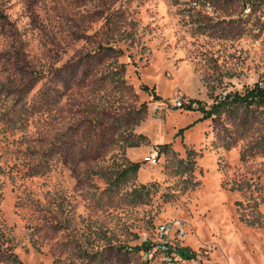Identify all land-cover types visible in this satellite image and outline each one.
I'll list each match as a JSON object with an SVG mask.
<instances>
[{
  "label": "rangeland",
  "instance_id": "374dc122",
  "mask_svg": "<svg viewBox=\"0 0 264 264\" xmlns=\"http://www.w3.org/2000/svg\"><path fill=\"white\" fill-rule=\"evenodd\" d=\"M246 1L0 0V264H166L143 251L168 221L180 264H264Z\"/></svg>",
  "mask_w": 264,
  "mask_h": 264
},
{
  "label": "built area",
  "instance_id": "2783aa9c",
  "mask_svg": "<svg viewBox=\"0 0 264 264\" xmlns=\"http://www.w3.org/2000/svg\"><path fill=\"white\" fill-rule=\"evenodd\" d=\"M264 0H247L243 13L245 17H250L255 15L256 17L264 18ZM261 86H264L263 82H260ZM185 102L178 100L176 106L184 107ZM189 104V103H188ZM158 158L154 154L147 155L144 157V161L155 164ZM186 237V232L181 226L174 221H168L165 223H160L155 232V237L151 241H147V247L144 249L143 254L147 257L153 253L152 251H158L162 254L163 259L166 264H180V262L187 261V257L182 254V249H184V239Z\"/></svg>",
  "mask_w": 264,
  "mask_h": 264
},
{
  "label": "trees",
  "instance_id": "16d2710c",
  "mask_svg": "<svg viewBox=\"0 0 264 264\" xmlns=\"http://www.w3.org/2000/svg\"><path fill=\"white\" fill-rule=\"evenodd\" d=\"M237 96L240 100H243V101L247 102L248 104H252L253 102H257L260 105L264 106V86H261L260 83H257L256 85H254V87H252L251 89H248L244 95L238 94ZM186 108L192 109L193 107H191V105H189ZM213 108L209 111H205V109H201V111H203V113H204L205 118H209L212 114H214L215 111H213L214 110ZM138 168H139V165H137V164L134 165V169H138ZM140 249H141V247L137 248V250H140ZM181 252H182V254L185 255V257H187L189 259L194 258V255H192V256L189 255V253L186 252L184 249H182Z\"/></svg>",
  "mask_w": 264,
  "mask_h": 264
},
{
  "label": "crops",
  "instance_id": "0c3cea01",
  "mask_svg": "<svg viewBox=\"0 0 264 264\" xmlns=\"http://www.w3.org/2000/svg\"><path fill=\"white\" fill-rule=\"evenodd\" d=\"M211 155V154H210ZM190 241V239H188V236H187V238H186V241ZM184 250L186 251V252H188L189 253V255H194L195 256V253H193V252H191V250H190V246L188 245V243H185L184 244Z\"/></svg>",
  "mask_w": 264,
  "mask_h": 264
}]
</instances>
